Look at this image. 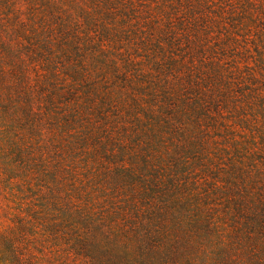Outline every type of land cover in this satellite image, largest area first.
<instances>
[{"label":"rangeland","instance_id":"rangeland-1","mask_svg":"<svg viewBox=\"0 0 264 264\" xmlns=\"http://www.w3.org/2000/svg\"><path fill=\"white\" fill-rule=\"evenodd\" d=\"M37 1L0 0L1 243L12 240L16 243L18 236L15 217L14 225H11L6 214V192L11 191L4 188L7 177L3 168L7 166L14 170L12 176L15 179L24 180L36 175L34 179L41 180L45 175L43 186L47 188L56 189L58 183H64L66 188L60 189L64 195L76 187L82 196L85 191L95 195L99 192L100 199L110 195L109 191L104 192L111 188L108 177L110 170L112 173L120 172L128 166L134 171L139 167L138 177L149 181L154 179L160 169L165 177L173 178L174 166H179V169H184L183 184L190 189L185 191L201 202L206 203L205 196L217 192L212 179L225 181L224 184L217 183L224 188L232 186V179L236 178L235 183L247 186V190L239 193L241 196L254 200L260 195L259 198L263 199L264 97H257L255 93L247 97L249 94L246 93V101L252 105L250 108L253 112L247 108L239 114L230 110L231 114L225 116L228 124L239 130L233 133L239 141L236 147L225 148L226 142L218 140L223 134L214 130L212 132L215 133L203 134L208 145L198 144L194 152L185 154L183 149L187 145L184 141V126L179 122L172 124L169 119L171 115L166 111L157 118H161L162 122L154 130L155 133L151 130L148 139L138 136L141 134V126L145 128L156 125L145 115L148 111H157L163 105L165 91L155 95L156 87L171 84L174 89L180 85L177 88L180 89V96L191 99L192 89L187 83L194 75L190 73L191 70L199 69L196 76L200 79L199 74L205 66L198 68V64H210L209 58L216 56H211L206 49L209 54L200 57V61H193L185 51L183 40L177 41L179 45L175 50L165 48L174 36L170 34V29L182 33L180 25L185 26L186 20L193 22L194 26L203 21V26L207 27L204 30L202 26L206 32L201 34L204 43L207 40L215 45L222 44L228 41L226 38L232 27H228L225 24L228 21L223 20L220 21L221 26L215 24L219 21L218 17L215 21L218 15L216 9L224 7L222 3L230 0H42L41 6H33ZM245 1L238 0L244 10L237 19L242 25L249 24L252 34H258V29L264 26V19L257 18L255 14L258 11L264 13V9L261 10L264 0ZM46 4L56 13H50L49 9L42 7H46ZM192 7L205 8L201 10L212 17L210 22L217 28L208 23L209 18L198 15L203 11L196 12ZM34 9L50 16L47 22L52 32V40L48 42L46 39L50 45L41 44L49 53L37 58H32L30 53L36 51L37 47L30 42L29 36L32 33L42 34L46 26L41 25V17H34ZM62 24L67 29L66 37L63 38ZM241 28L234 32L239 33ZM240 35H244V32L240 31ZM191 38L195 40V34L192 33ZM42 39L44 41L45 38ZM159 63L160 67L157 66ZM244 72L264 76L260 64L246 68ZM56 73L60 80L54 82L56 85L53 82L50 85L48 77L52 78ZM27 74H30V78L24 83ZM47 84L44 90L48 92L53 87L56 90L53 110L45 104V97L39 88ZM20 86L22 90L31 91L33 103L30 110L32 115L42 120H39L40 128L36 127L40 130L29 123L24 114L25 107H21L17 98ZM254 88L251 90L255 91ZM256 89L264 92V79ZM181 102V106L185 107L183 102L186 100ZM48 108L52 115L50 119L44 116ZM69 113L78 119L73 121L68 118ZM185 114L189 117V108ZM92 126L94 129H91ZM168 126L173 130L166 129ZM182 141L184 144H181ZM45 161L49 163L50 171L43 174ZM207 166H210V171ZM67 175H74L76 184H71V178ZM94 179L95 182H91ZM120 188L117 197L133 195L132 191L138 190L150 192L148 187L133 183H123ZM81 195L79 205L85 201ZM212 197L214 201L211 206L214 210L211 212L222 224L215 231L195 232L197 246L189 255L191 260L195 264H258L255 259L256 246L235 238L236 226L240 228V225L246 224L242 215L237 213L234 217L239 219V226L228 218L234 212L232 204L236 196L229 195L222 199ZM17 203L14 198V213L17 211ZM1 243L4 248L5 244Z\"/></svg>","mask_w":264,"mask_h":264},{"label":"trees","instance_id":"trees-1","mask_svg":"<svg viewBox=\"0 0 264 264\" xmlns=\"http://www.w3.org/2000/svg\"><path fill=\"white\" fill-rule=\"evenodd\" d=\"M38 1L40 3H37ZM38 1L32 5L41 6L42 0ZM239 2L238 0L223 2L222 6L224 7L216 9L218 15L210 13L217 15L215 21L219 18V21L215 23L217 26H221L220 21L223 20L228 21L225 23L228 27H232V31H229V37L226 38L228 41H224L222 44L215 45V43L212 44L205 40V45L204 37L201 36V34H206L202 30L203 21L197 22V25L194 26L193 22L186 20L185 26L180 25L183 29L182 33H178L174 28L170 29V34L174 35V38H170L165 48L175 50L179 45L177 41L183 40L185 51L192 57L193 61L196 59L200 61V57L203 58V55L209 53L211 56H216L209 58L210 64L202 62V64H198V68H201V65L205 66L199 74L200 79L196 76L199 69L191 70L190 73H194V75L190 78L191 80H187L188 87L191 86L192 89L193 97H190L191 99L180 96L178 93L180 89H177L180 88V85L174 89L171 84L156 87L155 95L165 91L162 98L163 105L157 111L145 113L148 119L150 118L149 120L156 125L152 124L151 127L145 128L141 126V134L138 136L142 135L148 139L151 130L155 133L154 130L162 122L161 118H157L163 111H166L171 115L169 119L172 120V124L179 122L181 126H184L186 132L184 133V141L187 148L189 147V150L183 149L185 154L194 152V148L198 144L208 145L203 134L204 132L215 133L212 132L214 130L223 134L218 140L221 143L226 142L225 148L229 149V146L236 147L238 145L239 141L235 134L239 130L236 127L232 128L225 116L231 114L230 110H235V113L239 114L247 108L253 112V109L250 108L252 105L246 101V93L249 94L247 97H252L253 93L257 97H264V92L256 89L260 81L264 79V74H262L263 77H260L254 72L248 74L244 72L246 68H253L260 64L261 73H264V26L258 29L260 33L252 34L250 32L252 27L249 24L242 25L237 19L244 10L240 6L242 3ZM126 4L128 5V3ZM46 5V7H42L49 9V5ZM192 8L196 12L205 9ZM128 9L129 6L126 10ZM263 9L264 7L261 10ZM49 10L50 13H52L51 11L55 12V10ZM204 12L198 15L209 18L208 23L213 24V28H217L214 23L210 22L212 17L204 14ZM33 15L34 17H41V25L46 26L42 34L32 33L29 36L30 42L33 43L34 47H37L36 51L30 53L32 58L35 56L37 58L44 53H49L46 47L41 46V44L50 45V43H46V39L48 42L52 40L50 38L52 32L48 26L50 16L43 12L39 13L35 9ZM255 15L259 19H264L262 11L256 12ZM60 27L63 30L61 32L62 38L66 37L65 25L62 24ZM203 27L204 30H207V27ZM239 28H241L239 33L234 32ZM240 31L244 32V35H240ZM192 33L195 34V40L191 38ZM42 38H45L44 41ZM206 49L209 50V53L205 51ZM229 50L230 53H228ZM45 58L44 61L47 62L48 60ZM158 65L160 67V63ZM58 75L56 73V75H52V78L49 76V80L47 77H42V79L47 78L49 84L52 85V82L60 80ZM23 76H18V78ZM27 78H30V74L25 75L24 83H26ZM54 84L56 85V83ZM46 86L48 84L39 88L45 97V104H48L49 108L52 107L53 110L56 90L53 85V88L47 92L44 90ZM253 87H256L254 88L255 91L251 90ZM17 90V98L20 100L21 107H25L24 114L27 120L29 119V123L34 124L35 128H40L41 123L39 122L42 120L32 115L30 110L33 103L31 91L22 90V86ZM181 100H186L183 102L185 107L181 106ZM49 108L44 116L50 119L52 115ZM188 108L190 115L186 117L185 112ZM161 116L164 117V115ZM68 118L73 121L78 119L73 113H69ZM39 128L36 129L40 130ZM167 128L173 130L169 126ZM91 129L94 127L92 126ZM184 141L181 144H184ZM50 144L55 143L50 142ZM176 146L179 148V145ZM48 164L45 161L42 167L43 174L50 171ZM32 165L34 166V162ZM32 165L31 169H33ZM207 168L210 171V166ZM123 169L125 170L113 173L111 170L108 171L111 188L104 192L109 191L110 195L100 199L99 192L95 195L93 192L85 191L84 196H82L76 187L64 195L60 193V189L66 188L64 183H58L56 189H50V187L43 186L45 175L41 180L34 179L36 175L34 177L32 175L28 179L18 180L12 176L14 170L11 167L3 168L5 178L7 177L5 179L7 184L4 185V188L12 191L6 192V197H8L6 210L8 212L6 214H8L7 218L10 219L11 225H14L15 217L18 236L16 235V243L14 240L5 241V243L0 241L1 244H5L4 248L0 245V264H195L189 257L197 246L195 245V238H197L195 232L215 231L222 224L218 218H214L216 215L211 212L214 210L211 203L214 201L212 196H216V199H222L229 195L236 196V200L232 204L234 212L228 215V218L233 221L234 225L239 226V219L234 218L236 217L235 214L238 213L246 222V224L240 225V228L236 226L235 238L244 241L243 243L255 245L257 248L255 259H257L258 264H264V197L263 199L259 198V195L258 198L249 200L241 196L239 193L247 190L245 184L239 185L235 183L237 179L233 178V185L223 188L219 187L217 183L224 184L225 181L212 179L215 182L213 187L216 188L217 195H206V203H204L185 191L190 189L187 187L188 185L183 184L184 169H179V166H174L175 176L173 178L165 177L162 174V169L158 168L160 169L159 173L156 172L154 179L149 181L138 177L139 167L135 168L134 171L128 166L123 167ZM60 170L62 169L60 168ZM67 176L71 178V184H76L74 175ZM52 177L54 178V174ZM14 180L17 181L14 183ZM91 182H95V179ZM123 183L138 184L144 188L146 186L150 192L138 190L132 191L133 195L117 197ZM80 195L85 200L82 205H79L81 202ZM14 198L18 202L15 213ZM101 204L102 206H100ZM214 207L217 206L214 205ZM207 208L208 210H206Z\"/></svg>","mask_w":264,"mask_h":264}]
</instances>
